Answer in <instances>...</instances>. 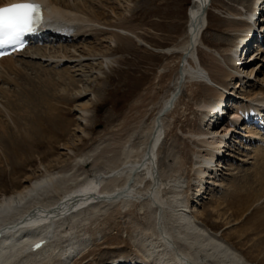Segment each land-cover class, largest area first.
I'll return each instance as SVG.
<instances>
[{"label": "bare ground", "instance_id": "bare-ground-1", "mask_svg": "<svg viewBox=\"0 0 264 264\" xmlns=\"http://www.w3.org/2000/svg\"><path fill=\"white\" fill-rule=\"evenodd\" d=\"M36 1L54 22L38 34L42 47L0 61V174L39 160L20 187L0 194V264H264V0H225L231 40L221 51L204 42L214 0H193L186 38L158 50L167 61L151 84L156 100L133 125L98 133L101 95L91 85L109 79L116 51L147 45L128 26L132 1ZM254 59L261 68L248 71ZM65 106L73 130L61 118ZM186 110L200 117L183 132L177 116ZM36 145L59 151L46 160ZM231 158L237 164L224 166ZM213 193L244 196L236 212L210 207L222 232L205 223ZM234 234L254 262L229 240ZM35 236L52 244L29 255L21 249Z\"/></svg>", "mask_w": 264, "mask_h": 264}, {"label": "rangeland", "instance_id": "rangeland-1", "mask_svg": "<svg viewBox=\"0 0 264 264\" xmlns=\"http://www.w3.org/2000/svg\"><path fill=\"white\" fill-rule=\"evenodd\" d=\"M130 1H132L131 2L132 7L128 12V14L125 15L128 18L129 21L128 23H130L128 24V26H132V27L135 26V28H137L136 32L139 33L138 34L139 37L142 40H144V42L148 46L147 45H146L147 47L142 45L136 46V44H133L129 49H121L119 51H116L115 55L120 60V62L118 63V65H116L113 68L112 71H109L108 73L109 79L104 80L101 83L102 84L101 87L99 86V84L97 86V83H93L91 85L94 88H99L100 89L99 92L101 95L99 97V103L94 109V114H95L94 124H96L94 130L96 133L103 130L105 126L113 122L116 125L122 124L129 126V125H133V123H136L138 121L139 117L144 111V108L145 107L147 108L148 105L152 104L153 101L156 100L155 99L156 95H153L154 93H152L153 88L151 87V84L155 80L159 70H161L165 66L167 61V57L162 54H159L158 50L172 48L176 45L181 44L187 35L189 10L192 6L193 0H130ZM226 7H228V4H226L225 0H214L212 9L211 11L208 12V14H210L208 19L209 25L207 31L204 33V42L212 49L214 48V50L216 51L223 50L225 40H231V36H227L226 34L227 33L226 31L227 23L225 21V18H227V13L225 12ZM145 43H143V45ZM254 44L255 42H252V45ZM41 47L42 46L40 47L38 46V48ZM38 48L33 46L30 51H33V49L35 50ZM248 56H251V54L249 53ZM121 59H123L124 61ZM201 59L205 66L206 65L211 66L209 59H207L204 56H201ZM261 61L262 59H257V60L254 59V61L252 62V64L249 65L247 70L249 71L250 68L259 70L262 65ZM262 75L263 74H260V76ZM174 77L176 76L173 75V78ZM252 81H254L255 83V78L254 80L252 79ZM171 89H172V85L167 89H163L159 91L162 95L166 96V94L170 93ZM149 90L152 91L150 92ZM162 91L165 92V94ZM249 93L251 94V92H248V94ZM187 95H188L187 92L184 93L185 103L189 102V100L187 99ZM138 98L140 100L143 99L145 103L138 100ZM221 98L222 96H220L219 99ZM136 100L139 101L138 104L136 102V106L138 105L137 109L140 110H136L135 106H133ZM140 102L142 105L140 104ZM149 102L150 104H148ZM192 103L190 104V107L192 108H189V110L191 109V111L193 112V109H195L194 106L195 104ZM71 107L72 106H65L63 108L64 114L61 115L62 120H64L65 125L69 130H73L74 128H76L75 125L77 124L74 120L75 119L74 114L70 112ZM189 110L185 111V114L182 115L183 117L180 115L177 116L179 122L177 126L180 129V131L184 130L183 132H185L186 129L188 130V128H190L192 124L190 121L191 120L197 121V119L200 117V114L195 116ZM136 111H138V113H136ZM139 111H142V113ZM187 117H189V121H187L188 119ZM187 122H189L190 124L188 123L187 125ZM70 123H72V126ZM219 123H216V125H220ZM212 129H214V127ZM35 147L36 148L34 149V153L37 152L36 154H39L41 156L46 155L45 156L46 160L55 156V154H57V152L59 151L57 149V146L54 145H38V146L36 145ZM186 152L189 153L188 147L186 148ZM46 153H48V155ZM234 159L231 158L230 160L226 161L224 163V166L228 163H236ZM19 163H13V165L16 167L14 172L13 171L11 172L10 169L8 174H0V194L5 192L10 194L15 191L14 189L16 187H20V181L22 180V178L25 177L26 174L29 173L28 168L30 166L33 167L39 165V160L37 158H32V159L28 158V160H26V162L23 165ZM218 164L219 161L215 160L213 165L217 167ZM240 167L241 170L245 169V166L241 165ZM16 169H19L20 171L17 172ZM214 194L215 193L210 194L211 196L210 195L208 196L209 199L205 200V204H204L205 205L204 210L206 211L205 223L214 232H222L224 230V221L221 222L222 221L221 219L217 220L216 216L210 215L209 213L210 207L218 206L219 209L222 208L220 211L222 215H224V206L225 207L228 206L227 208L230 211L236 212L237 207L239 210L241 207L240 204L242 203L243 205L244 196H242L241 194L236 195L230 193L231 195L230 194L222 195L223 197L221 196L222 197L221 199H216L212 197ZM251 215H249L247 221L245 220L244 224L250 225L252 223V221L254 220V215L252 216ZM238 216L239 215H237L236 217ZM223 217L224 216H222V219H224ZM229 240L232 243H234L237 246V248H239L249 258V260L253 262L255 261L257 255L256 253H254V251H251V249H249L250 245L249 244L247 245L248 243L247 241L239 242L238 237L235 234L232 235ZM101 255L105 256L106 254H101Z\"/></svg>", "mask_w": 264, "mask_h": 264}, {"label": "snow or ice", "instance_id": "snow-or-ice-1", "mask_svg": "<svg viewBox=\"0 0 264 264\" xmlns=\"http://www.w3.org/2000/svg\"><path fill=\"white\" fill-rule=\"evenodd\" d=\"M40 20V5L33 0H19L0 7V46L19 42Z\"/></svg>", "mask_w": 264, "mask_h": 264}]
</instances>
